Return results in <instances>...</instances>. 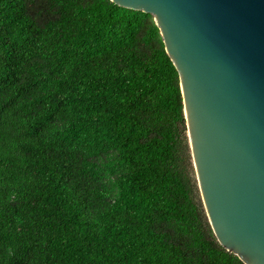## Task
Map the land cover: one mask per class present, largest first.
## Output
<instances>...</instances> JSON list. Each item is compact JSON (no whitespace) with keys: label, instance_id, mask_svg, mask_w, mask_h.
<instances>
[{"label":"trees","instance_id":"trees-1","mask_svg":"<svg viewBox=\"0 0 264 264\" xmlns=\"http://www.w3.org/2000/svg\"><path fill=\"white\" fill-rule=\"evenodd\" d=\"M0 264H247L209 219L152 13L0 0Z\"/></svg>","mask_w":264,"mask_h":264},{"label":"water","instance_id":"water-1","mask_svg":"<svg viewBox=\"0 0 264 264\" xmlns=\"http://www.w3.org/2000/svg\"><path fill=\"white\" fill-rule=\"evenodd\" d=\"M113 1L154 15L213 229L247 264H264V0Z\"/></svg>","mask_w":264,"mask_h":264}]
</instances>
